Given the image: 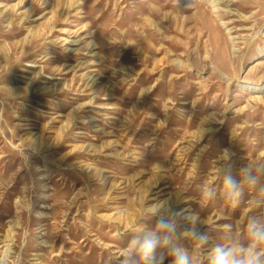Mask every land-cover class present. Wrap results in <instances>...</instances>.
<instances>
[{
    "label": "rangeland",
    "instance_id": "1",
    "mask_svg": "<svg viewBox=\"0 0 264 264\" xmlns=\"http://www.w3.org/2000/svg\"><path fill=\"white\" fill-rule=\"evenodd\" d=\"M160 220L191 264L264 225V0H0V264H123Z\"/></svg>",
    "mask_w": 264,
    "mask_h": 264
},
{
    "label": "clouds",
    "instance_id": "2",
    "mask_svg": "<svg viewBox=\"0 0 264 264\" xmlns=\"http://www.w3.org/2000/svg\"><path fill=\"white\" fill-rule=\"evenodd\" d=\"M245 179L253 182V178L250 175L246 176ZM225 182L233 194L239 195V184L237 181L228 176ZM158 228L167 234L161 237L154 231H144L140 238H134L130 242L123 264H136L133 259L136 254L143 258L145 264H155L157 248H167L170 264H191L187 251L173 241L174 225L165 220H160ZM250 233L252 240L247 246L238 244L217 245L210 254V264H264V250H260L258 247L264 244V225L253 222L250 225ZM191 235L201 243L207 242L205 234L193 230Z\"/></svg>",
    "mask_w": 264,
    "mask_h": 264
}]
</instances>
